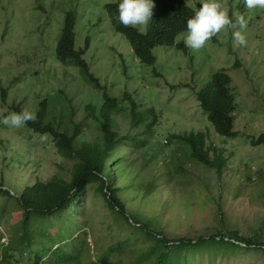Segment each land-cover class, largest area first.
<instances>
[{
    "label": "rangeland",
    "instance_id": "rangeland-1",
    "mask_svg": "<svg viewBox=\"0 0 264 264\" xmlns=\"http://www.w3.org/2000/svg\"><path fill=\"white\" fill-rule=\"evenodd\" d=\"M119 1L0 0V117L3 120L14 112L13 105L35 112L39 102L48 99L49 121L56 119L59 128L72 134L76 124L89 128L86 107L102 106L104 91L119 99L129 92L140 105L141 140L146 143L134 136L129 143L124 141L112 173L117 186L124 189L122 197L130 214L142 219L157 216L173 237L214 235L224 227L250 237L255 228L264 227V146L252 144L264 133V9L248 10L244 0H219L230 17L245 15L246 46L233 47L232 33L238 29L224 28L201 50L185 52L178 44L184 43L186 31L175 45L156 47L155 64L146 65L135 56L125 35L112 27L106 5ZM185 1L195 10L201 7V0ZM69 12L76 14L75 47L86 49L83 58L103 91L89 84L77 66L57 60V41ZM148 26L139 29L145 32ZM223 69L232 78L236 97L237 136L233 138L216 133L197 98L213 74ZM3 90L7 101L2 100ZM150 109L156 111L158 123L147 132V125L154 122ZM116 118L121 132H127L126 121ZM192 132L209 133L208 142L222 148L228 159L224 174L218 176L207 166L193 164L187 160L189 146L171 139L174 134ZM70 166L58 154L52 137L25 125L17 129L2 123L0 180L4 188L21 193L37 180L67 175ZM88 197L95 203H87L91 227L83 230L94 231L88 237L91 245L97 240L106 249L121 235L132 233L116 230L119 225L97 194L91 192ZM0 203L5 204L7 215L0 222V248L10 238L15 240L10 245L18 249L22 213L16 197L0 195ZM110 224L113 232H109ZM186 255L189 264H264V252L256 246L238 253L193 249Z\"/></svg>",
    "mask_w": 264,
    "mask_h": 264
},
{
    "label": "trees",
    "instance_id": "trees-1",
    "mask_svg": "<svg viewBox=\"0 0 264 264\" xmlns=\"http://www.w3.org/2000/svg\"><path fill=\"white\" fill-rule=\"evenodd\" d=\"M153 3L156 5L154 15L145 32L139 28H125L118 22L119 3L106 5L112 27L125 35L135 56L146 65L155 64L153 50L156 47L175 45L177 37L187 31V20L195 14V9L188 6L185 0H153ZM75 26L76 14L69 12L62 35L57 41V60L62 64L77 66L89 84L103 91L105 88L100 79L91 72L83 58L86 49L75 47ZM178 48L185 52L189 50L183 42L178 44ZM6 94L7 91L3 90V101H7ZM197 98L216 133L229 138L237 136L234 131L236 97L232 78L224 69L213 74ZM123 102L129 105L125 106ZM49 104L48 99L40 101L35 110L37 121L25 126L41 136L52 137L58 154L71 166L67 175L56 174L46 182L37 180L25 186L21 193L4 188L0 180V195L6 199L16 197L22 213L17 227L19 247L14 249L12 244H2L0 264H189L186 253L193 249H219L238 253L241 249L256 246L264 252L263 226L255 228L250 237L240 235L234 228L225 227L214 235L173 237L157 216L142 219L130 214L122 197L124 189L117 186L112 167L118 165L119 147L124 141L129 143L134 136L146 143L141 140L143 116L139 111L140 105L131 93L125 92L122 99H119L104 91L102 106L86 107L89 128L84 129L76 124L72 134L59 128L61 125L56 119L49 121ZM12 108L14 112L23 109L22 105H13ZM149 112L154 115V122L147 125V132L158 123L156 111L150 109ZM118 115L130 127L127 132H121L116 118ZM1 128L2 123L0 131ZM171 139L185 142L189 146L191 156L187 160L193 164L207 166L215 170L218 176L224 174L228 159L224 157L222 148L208 142L209 133L174 134ZM252 144L264 146V133L253 139ZM91 192L98 195L113 223L119 225L117 231L132 230L130 235H121L106 249L100 248L97 240L93 245L88 242L89 234H94L92 229L83 230L86 225L91 227V218L87 217L91 211L87 203H95L88 197ZM4 216H7L5 204L3 206L0 203V222ZM56 226V232L53 233ZM113 231L110 224L109 232ZM1 238L0 233V247ZM17 255L19 258L15 259Z\"/></svg>",
    "mask_w": 264,
    "mask_h": 264
},
{
    "label": "clouds",
    "instance_id": "clouds-1",
    "mask_svg": "<svg viewBox=\"0 0 264 264\" xmlns=\"http://www.w3.org/2000/svg\"><path fill=\"white\" fill-rule=\"evenodd\" d=\"M118 3V22L125 28L142 29L143 26L150 24L156 7L153 0H121ZM244 5L248 10L264 9V0H244ZM194 13V16L187 20V34L184 36V44L188 49L201 50L207 41L224 28L238 29L232 33L233 47L247 45L246 35L242 31L247 28L244 14L233 13L230 17L229 12L219 0H201V7L194 10ZM37 119V114L25 107L20 112L10 113L0 123L9 128L18 129L29 122L35 123ZM10 243L9 238V246Z\"/></svg>",
    "mask_w": 264,
    "mask_h": 264
}]
</instances>
